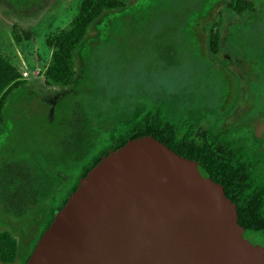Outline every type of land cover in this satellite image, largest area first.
Masks as SVG:
<instances>
[{
    "label": "rangeland",
    "instance_id": "374dc122",
    "mask_svg": "<svg viewBox=\"0 0 264 264\" xmlns=\"http://www.w3.org/2000/svg\"><path fill=\"white\" fill-rule=\"evenodd\" d=\"M80 1L0 0V55L28 82L0 128V229L18 240L14 264L29 259L91 158L149 111L179 130L210 129L264 200V13L238 16L228 0H129L91 26L74 85L47 86V35L67 26ZM244 236L264 247V230Z\"/></svg>",
    "mask_w": 264,
    "mask_h": 264
},
{
    "label": "water",
    "instance_id": "95a60500",
    "mask_svg": "<svg viewBox=\"0 0 264 264\" xmlns=\"http://www.w3.org/2000/svg\"><path fill=\"white\" fill-rule=\"evenodd\" d=\"M244 232L222 184L146 135L79 180L26 264H264Z\"/></svg>",
    "mask_w": 264,
    "mask_h": 264
},
{
    "label": "trees",
    "instance_id": "16d2710c",
    "mask_svg": "<svg viewBox=\"0 0 264 264\" xmlns=\"http://www.w3.org/2000/svg\"><path fill=\"white\" fill-rule=\"evenodd\" d=\"M128 2L129 0H81L66 27L50 30L46 42L51 49V57L43 72L47 86L70 88L74 85L78 74L75 60L91 26L104 12L125 8ZM227 8L238 16L264 13V5H258L256 0H228ZM218 27L219 24L215 23L210 29L209 49L212 55H217L220 50L221 34ZM29 38L30 33H25V39ZM27 85L28 82L23 78L20 68L0 55V128L4 125L5 109L12 95ZM180 130L161 112L149 111L117 138L109 149L91 158L82 177L86 176L110 149H118L129 139L154 136L176 153L197 161L204 176L224 186L226 195L237 205L238 221L246 231L264 230V200L260 190L252 187L247 169L235 159V155L227 150L223 142L210 135V129ZM54 215L55 213L52 214L47 227ZM18 252V240L13 233L0 229V263L14 264Z\"/></svg>",
    "mask_w": 264,
    "mask_h": 264
},
{
    "label": "flooded vegetation",
    "instance_id": "af4514ba",
    "mask_svg": "<svg viewBox=\"0 0 264 264\" xmlns=\"http://www.w3.org/2000/svg\"><path fill=\"white\" fill-rule=\"evenodd\" d=\"M205 177H206V176H205ZM245 232H246V230H245ZM245 232H244V233H245Z\"/></svg>",
    "mask_w": 264,
    "mask_h": 264
}]
</instances>
